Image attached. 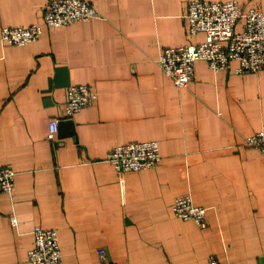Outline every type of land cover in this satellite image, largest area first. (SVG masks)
I'll list each match as a JSON object with an SVG mask.
<instances>
[{
  "label": "crops",
  "instance_id": "obj_1",
  "mask_svg": "<svg viewBox=\"0 0 264 264\" xmlns=\"http://www.w3.org/2000/svg\"><path fill=\"white\" fill-rule=\"evenodd\" d=\"M50 1L0 0V167L17 173L15 192L0 193V264H32L37 226L57 231L64 264H264V156L246 145L264 130V70L199 61L196 83L178 89L158 60L206 40L189 34L191 0H87L100 16L58 28L45 23ZM32 24L38 41L2 42L5 26ZM77 84L98 99L53 143L50 123ZM148 140L161 163L121 177L112 149ZM184 194L207 208L206 228L174 215Z\"/></svg>",
  "mask_w": 264,
  "mask_h": 264
},
{
  "label": "built area",
  "instance_id": "obj_2",
  "mask_svg": "<svg viewBox=\"0 0 264 264\" xmlns=\"http://www.w3.org/2000/svg\"><path fill=\"white\" fill-rule=\"evenodd\" d=\"M45 23L50 28H58L89 21L100 16V12L87 0H51L44 6ZM189 34L206 35V40L180 47H165L158 62L165 73L173 79L178 89L189 88L196 83V66L205 61L213 71H229L233 62H238L235 72L248 75L264 70V10H248L237 0L211 1L191 0L186 15ZM1 33L6 45L23 47L40 39L41 24L23 27L5 26ZM98 93L88 84L69 87L64 115L54 118L50 123L49 139L55 143L59 126L63 120H72L77 112L94 106ZM246 145L259 150L264 156V130L248 137ZM108 155L112 164L122 177L126 173L143 172L156 168L163 160L160 144L155 140L130 142L117 145ZM16 170L12 166L0 167V193L12 195L16 190ZM175 216L194 221L199 228L209 225L207 208L199 206L191 194L175 199ZM11 222L17 225L16 217ZM35 245L28 252L32 264H64V256L58 233L54 229L37 226L34 229ZM103 261L107 260L106 250L99 249ZM208 264H224L216 257H210Z\"/></svg>",
  "mask_w": 264,
  "mask_h": 264
},
{
  "label": "water",
  "instance_id": "obj_3",
  "mask_svg": "<svg viewBox=\"0 0 264 264\" xmlns=\"http://www.w3.org/2000/svg\"><path fill=\"white\" fill-rule=\"evenodd\" d=\"M63 121H67V120H63ZM63 121H61V122H63Z\"/></svg>",
  "mask_w": 264,
  "mask_h": 264
}]
</instances>
